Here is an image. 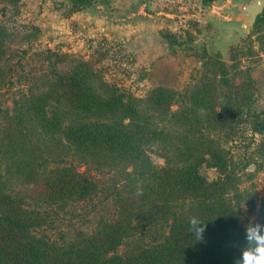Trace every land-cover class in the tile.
Here are the masks:
<instances>
[{
	"label": "trees",
	"instance_id": "obj_1",
	"mask_svg": "<svg viewBox=\"0 0 264 264\" xmlns=\"http://www.w3.org/2000/svg\"><path fill=\"white\" fill-rule=\"evenodd\" d=\"M5 1L15 5L20 0ZM68 1L72 11H80L97 0ZM212 1L202 3L208 6ZM259 31L264 32V5L254 21L253 33ZM259 38L263 50V35ZM6 41V31L0 28V60ZM208 58L214 59L213 77L218 74L227 82L229 71L220 54ZM195 87L194 92H177L157 86L139 98L97 78L90 64L81 60L71 72L55 75L45 92L31 94L16 122L22 124L27 117L46 136H57L84 159L117 172L114 183L104 190L72 166L53 168L42 179V201L64 206L93 200L106 191L112 211L98 217L90 231L50 238L42 232L53 223L49 211L32 208L22 197L7 192L0 158V264H235L239 251L232 244L243 240L244 213L254 205L250 198L244 201L235 165L220 147L221 135L204 136V132L230 121L229 115L241 117L245 112L239 105L234 112L217 108L214 90L208 85ZM189 93L193 95L187 104ZM50 101L61 111L49 114ZM244 115L250 130L264 135V108L249 105ZM16 131L9 129L8 145L0 142V156L9 146L19 159V170L34 178L28 143ZM148 145L165 152L163 165L151 162ZM260 147L264 154V144ZM202 164L215 168L221 177L205 179L198 171ZM261 167L264 159L257 169ZM138 189L143 195H137ZM192 217L207 225L202 240L190 233ZM258 220L264 221V207ZM151 226L162 232L150 241L120 249Z\"/></svg>",
	"mask_w": 264,
	"mask_h": 264
},
{
	"label": "rangeland",
	"instance_id": "obj_2",
	"mask_svg": "<svg viewBox=\"0 0 264 264\" xmlns=\"http://www.w3.org/2000/svg\"><path fill=\"white\" fill-rule=\"evenodd\" d=\"M238 2L213 0L205 6L202 0H97L72 11L68 0H20L15 5L0 0V28L7 34L6 53L0 60V142L8 145L9 129L16 131L19 124L15 133L21 132L28 143L35 177L19 170V159L9 146L0 156L1 172L9 194L22 197L32 208L49 211L53 223L42 229L45 235L58 239L77 230L90 231L98 217L112 211L106 191L90 201L47 206L39 193L51 169L72 166L93 177L104 190L114 183L117 172L84 159L57 136H46L27 117L22 124L16 122L26 99L45 92L55 75L71 72L84 60L97 78L135 97L143 98L157 86L194 92L196 85L201 89L208 85L214 90L217 108L225 106L227 112H234L239 105L245 113L249 105L262 109L264 49L259 36L264 38V32L253 33L254 27L238 25ZM81 14L86 15L76 17ZM217 53L229 71L227 82L218 74L213 77L214 59L208 57ZM189 95L187 104L193 93ZM47 108L49 114L61 111L52 101ZM177 108V104L172 106ZM244 114L229 115L230 121L219 122L204 136L221 135L220 147L235 165L236 184L244 191V201L250 198L254 205L244 213L247 223L250 217L258 219L264 207V168L257 169L264 159L260 147L264 135L250 130ZM146 152L154 165L165 163V152L157 145L146 146ZM168 154L177 160L174 152ZM198 171L208 181L221 177L205 164ZM161 232L159 227H145L120 249L150 241Z\"/></svg>",
	"mask_w": 264,
	"mask_h": 264
},
{
	"label": "clouds",
	"instance_id": "obj_3",
	"mask_svg": "<svg viewBox=\"0 0 264 264\" xmlns=\"http://www.w3.org/2000/svg\"><path fill=\"white\" fill-rule=\"evenodd\" d=\"M137 195H143L142 190L138 189ZM189 225L195 239L202 240L207 225L196 217L190 218ZM232 246L239 251L235 264H264V221L256 217L248 218L243 224V240Z\"/></svg>",
	"mask_w": 264,
	"mask_h": 264
},
{
	"label": "water",
	"instance_id": "obj_4",
	"mask_svg": "<svg viewBox=\"0 0 264 264\" xmlns=\"http://www.w3.org/2000/svg\"><path fill=\"white\" fill-rule=\"evenodd\" d=\"M264 0H239L235 16L241 28H253L256 14L263 7Z\"/></svg>",
	"mask_w": 264,
	"mask_h": 264
},
{
	"label": "crops",
	"instance_id": "obj_5",
	"mask_svg": "<svg viewBox=\"0 0 264 264\" xmlns=\"http://www.w3.org/2000/svg\"><path fill=\"white\" fill-rule=\"evenodd\" d=\"M85 15H86V14L76 15V17H77V16L85 17ZM229 36H231V33H229ZM261 61H262V64H261V65L264 66V54H263V58H262Z\"/></svg>",
	"mask_w": 264,
	"mask_h": 264
}]
</instances>
